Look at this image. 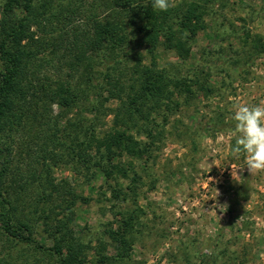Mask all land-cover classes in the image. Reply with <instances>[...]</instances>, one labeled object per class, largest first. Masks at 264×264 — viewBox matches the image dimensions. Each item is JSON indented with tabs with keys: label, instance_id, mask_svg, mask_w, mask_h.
Instances as JSON below:
<instances>
[{
	"label": "rangeland",
	"instance_id": "1",
	"mask_svg": "<svg viewBox=\"0 0 264 264\" xmlns=\"http://www.w3.org/2000/svg\"><path fill=\"white\" fill-rule=\"evenodd\" d=\"M179 1L171 0L170 8H177ZM65 3L67 0H57L50 9L58 13ZM200 3L206 13L201 28L191 39L183 37L186 29L176 27L181 41L175 47L161 44L154 55L147 52L146 46L140 48L146 65L152 66L155 61L154 68H167L174 77L194 76L198 84L193 85L194 93L188 99L176 95L180 106L174 108L167 121L159 116L162 124L153 137L147 138L137 130L142 121L135 122V130H128L145 141L151 156L136 159L124 154L133 160L141 177L135 183L137 192L126 205L110 200L109 184L94 167L87 171L80 161L76 164L79 173L67 155L61 161L54 160L52 154H47L42 164L39 148L46 135L34 132L31 138V123L28 118L24 120L20 141H34L27 147L14 146L13 160L2 181L8 193L4 201L14 203L19 220L27 222L32 237L46 247L53 245L50 226L66 217L67 239L71 237L75 247L81 245L83 253L78 258L81 262L70 264H101L98 251L99 255H115L118 243L109 231L121 222L118 211L124 208L135 221L129 235L132 246L128 257L122 261L112 259L108 264H264V172L250 173L242 156L233 160L235 137L230 115L234 103L264 102V0ZM1 11L0 8V17ZM67 20L63 18V24L56 21L55 28L53 24L45 26V31L32 28L38 41L30 45L39 52L36 62L40 73L52 81L57 79V72L72 74L83 65L74 56H64L62 40L68 44L74 38ZM78 23L82 22L75 24ZM65 31L71 35L55 40ZM52 43H56V49ZM61 62L62 71L55 66ZM70 65L76 66L69 70ZM106 104L116 107L119 103L114 100ZM26 105L32 119L37 102L30 99ZM82 107L86 110L84 102ZM48 109L57 115L61 108L51 103ZM76 112L77 107H70L58 123L76 120ZM112 118L113 115L98 117L97 131L111 127ZM128 177L120 176L119 183L111 182L126 187ZM75 194L87 200L78 197L71 214L69 204ZM0 207L3 211L9 204L0 203ZM7 217L14 219L13 211L0 214V228ZM7 241L0 237L2 254L9 247ZM10 248L16 256L24 250L23 257L36 259L38 264H65L40 247L11 240Z\"/></svg>",
	"mask_w": 264,
	"mask_h": 264
},
{
	"label": "trees",
	"instance_id": "2",
	"mask_svg": "<svg viewBox=\"0 0 264 264\" xmlns=\"http://www.w3.org/2000/svg\"><path fill=\"white\" fill-rule=\"evenodd\" d=\"M56 1L0 0V203L9 204L3 211L0 207V214L5 216L13 211L15 216L14 219L7 217L0 228L1 241L6 238L9 244L8 248L1 246L7 249L0 253V264H38L36 259L24 258V250L19 256L13 255L11 240L48 250L65 264L81 262L78 258L83 254L81 245L75 247L71 237L67 239L66 217H60L50 226L53 245L46 247L32 237L27 222L19 220L14 203L4 201L8 193L2 181L6 180L13 160L14 146L27 147L34 141H20L26 118L31 123L27 129L31 138L34 132L42 131L46 135L44 145L39 148L42 164L47 154H52L54 160L61 161L67 155L68 162L74 164L73 168L79 173L76 164L80 161L87 171L94 167L98 173H103L109 184L110 200L126 205L137 192L135 183L141 177L133 160L126 159L124 154L136 159L151 156V148L145 141L128 130L142 121L137 130L147 138L153 137L155 129L162 124L159 116L167 121L174 108L180 106L178 97L183 95L188 99L194 93L193 85L198 84L194 76L174 77L169 75L167 68H154L155 61L153 67L146 65L140 48L146 46L147 52L154 55L161 44L175 47L181 41L176 27L186 29L188 33L184 32L183 37L191 39L203 24L202 16L206 13L200 3L203 0H180L177 8L169 7L166 11L154 10L151 0H67L64 7H61L64 3L59 5L58 13L50 9ZM65 17L74 38L68 44L62 40L64 56H74L73 59L83 65L72 74L57 72V79L52 81L40 73L36 62L39 52L30 45L38 41L32 28L36 26V30L45 31L44 27L50 24L55 28V22L63 24ZM79 21L82 23L75 24ZM69 31L60 33L55 40L71 35ZM52 44L56 49V43ZM75 52L78 53L74 55ZM55 66L62 71V62ZM74 66L70 65L69 70ZM30 99L37 102L32 119L28 117L30 110L26 105ZM114 100L119 103L116 107L106 104ZM51 103L60 106L57 115L49 112ZM70 107H77L76 120L59 124V118ZM108 115H113L112 126L99 133L98 117ZM120 176H130L126 187L112 184V180L119 183ZM78 197L87 200L81 194L73 195L69 204L71 214H74L72 206ZM127 210L118 211L122 220L117 228L109 231L110 237L118 243L117 252L99 255L98 251L101 264H108L112 259L122 261L129 256L132 246L129 235L135 229V221Z\"/></svg>",
	"mask_w": 264,
	"mask_h": 264
},
{
	"label": "clouds",
	"instance_id": "3",
	"mask_svg": "<svg viewBox=\"0 0 264 264\" xmlns=\"http://www.w3.org/2000/svg\"><path fill=\"white\" fill-rule=\"evenodd\" d=\"M151 6L154 10L166 11L171 0H151ZM230 115L235 137L231 148L233 160L242 156L250 173L264 172V102L234 103Z\"/></svg>",
	"mask_w": 264,
	"mask_h": 264
}]
</instances>
